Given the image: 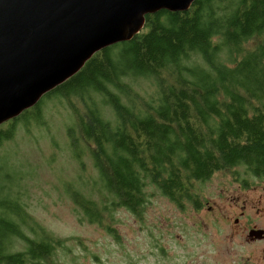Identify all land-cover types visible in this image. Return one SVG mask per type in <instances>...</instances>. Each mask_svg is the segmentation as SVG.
Masks as SVG:
<instances>
[{
    "label": "trees",
    "instance_id": "trees-1",
    "mask_svg": "<svg viewBox=\"0 0 264 264\" xmlns=\"http://www.w3.org/2000/svg\"><path fill=\"white\" fill-rule=\"evenodd\" d=\"M143 78L157 94L141 106L130 84ZM54 97L84 106L68 136L86 145L101 196L69 190L83 220L113 233L107 217H140L150 188L182 212L199 209L194 183L239 168L264 176V0H197L186 12L149 15L131 41L95 54L44 96ZM42 105L0 126V149L19 127L41 125ZM16 165L0 154V264L52 263L64 241L26 211Z\"/></svg>",
    "mask_w": 264,
    "mask_h": 264
},
{
    "label": "rangeland",
    "instance_id": "rangeland-1",
    "mask_svg": "<svg viewBox=\"0 0 264 264\" xmlns=\"http://www.w3.org/2000/svg\"><path fill=\"white\" fill-rule=\"evenodd\" d=\"M130 86L131 96L140 100L141 106L157 94L152 80L143 78ZM42 99L41 125L33 122L19 127L15 139L0 149V154L16 159L21 166L16 165L23 177V201L28 214L51 236L64 241L52 263L42 264H242L249 251L253 264H264V253L256 245H241L240 235L231 238L224 224L220 231L213 229L212 214H197L191 204H186L187 210L182 212L151 188L140 217L124 209L117 210L112 218L107 217L106 224L112 226L113 233L83 220L69 190L81 191L96 200L101 196L96 185L100 176L86 145L80 141L77 146L70 144L68 136V131L77 133L74 113L84 111V106L75 99L73 111L62 97ZM25 120H30V116ZM243 170L215 173L203 184L194 183L191 193L196 201L201 198L202 202L219 204L232 213L225 197L243 198L234 193L240 186L245 195L264 190V178L247 176ZM202 219L208 224L204 239L198 224H194Z\"/></svg>",
    "mask_w": 264,
    "mask_h": 264
},
{
    "label": "water",
    "instance_id": "water-1",
    "mask_svg": "<svg viewBox=\"0 0 264 264\" xmlns=\"http://www.w3.org/2000/svg\"><path fill=\"white\" fill-rule=\"evenodd\" d=\"M196 1L0 0V126L35 107L95 54L131 41L147 16L186 12Z\"/></svg>",
    "mask_w": 264,
    "mask_h": 264
},
{
    "label": "flooded vegetation",
    "instance_id": "flooded-vegetation-1",
    "mask_svg": "<svg viewBox=\"0 0 264 264\" xmlns=\"http://www.w3.org/2000/svg\"><path fill=\"white\" fill-rule=\"evenodd\" d=\"M254 178L262 179L264 176ZM241 187L242 186L239 187L240 190H236L234 193H240L243 198L237 197V199L234 200L231 199L232 195L227 198L225 197L224 202L229 204L232 213H228L219 204L212 205L208 202H204L199 209H195L194 207L191 208H193L197 214H212L214 220V223H212L213 229L220 231L221 224H224L231 238L240 235L241 245H246L249 248L256 245L261 249V252L264 253V233H260V231L264 232V190L262 192L254 190L245 195L241 191ZM244 188L250 190L251 187ZM194 224H198L199 232L203 236L201 239H204L208 234V224L203 222V219ZM193 229L196 230L195 228ZM242 264H253L250 251L244 258Z\"/></svg>",
    "mask_w": 264,
    "mask_h": 264
},
{
    "label": "bare ground",
    "instance_id": "bare-ground-1",
    "mask_svg": "<svg viewBox=\"0 0 264 264\" xmlns=\"http://www.w3.org/2000/svg\"><path fill=\"white\" fill-rule=\"evenodd\" d=\"M119 44H120V43H119ZM57 88H58V87H57ZM54 90H55V89H54ZM51 92H52V91H51ZM46 95H47V94H46ZM40 101H41V100H40ZM40 101H39V102H40ZM36 106H37V105H36Z\"/></svg>",
    "mask_w": 264,
    "mask_h": 264
}]
</instances>
